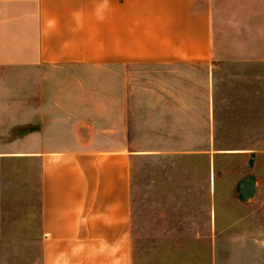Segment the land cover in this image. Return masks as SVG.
Here are the masks:
<instances>
[{
  "label": "crops",
  "instance_id": "crops-1",
  "mask_svg": "<svg viewBox=\"0 0 264 264\" xmlns=\"http://www.w3.org/2000/svg\"><path fill=\"white\" fill-rule=\"evenodd\" d=\"M230 64L251 97L264 83V0H0V71L36 75L16 87L26 117L14 127L24 131L0 154L39 162V264H135L136 240L186 243L190 264H215L216 157L247 155L238 185H264V168L251 166L256 151L231 149L246 111H235L238 121L215 115L217 95L231 98L216 70ZM132 65L150 67V81ZM183 69L200 85L189 103L181 78L167 80ZM77 70L110 81L50 77ZM104 90L102 132L91 123ZM164 159L194 168L179 187L162 172L164 197L153 188L136 216V163L158 169Z\"/></svg>",
  "mask_w": 264,
  "mask_h": 264
},
{
  "label": "rangeland",
  "instance_id": "rangeland-1",
  "mask_svg": "<svg viewBox=\"0 0 264 264\" xmlns=\"http://www.w3.org/2000/svg\"><path fill=\"white\" fill-rule=\"evenodd\" d=\"M230 45L227 48H233V45ZM228 60L234 59L228 58ZM130 68L138 81H150V78H147V75L152 73L150 67L132 65ZM186 71L183 69L180 74L169 75L167 80L181 78L183 100L184 103H189L190 97L197 96L200 85L193 74L187 75ZM216 71L221 72L220 74L228 79L229 83L222 87V91L231 98L223 102L217 99V95L215 115L221 120L234 118L238 121L235 111L241 113L246 111L247 121L240 124L241 131L230 139L233 146L231 149L256 151L251 156V166L255 164L257 168H264V83L258 88V81L256 90L249 91L252 95L249 97L245 94L248 90L245 91V87L240 88L243 84L240 87L237 85L244 83L237 82L238 64L226 65L225 70L221 71L217 68ZM71 74L70 78L64 73L52 74L50 77L53 81L75 80L88 84L110 81V74L100 70H77ZM35 76V74H22L11 70L0 71V151L7 150L10 140L24 131L22 128L14 127L19 125L18 121L26 117L24 108L18 101V94H21L22 90L16 87H20V83L35 80ZM98 105L97 120L91 124L105 132L109 130L110 125L109 90L103 91ZM181 116L203 117L190 111L184 112ZM151 131L154 134L158 133ZM23 157L0 154V264H39L40 260L37 232L39 162ZM247 157V155L216 157L215 264H264V185L260 183L253 187L246 180L238 185L244 179ZM164 161L165 163L158 169L144 165L143 161L136 163L134 169L136 216H140L141 211L148 208L144 199L147 196L150 200L149 192L153 188H156L155 194L161 199L164 197L162 187L167 178L160 176L162 172L170 174L171 179L168 182L170 185L176 184L179 187L180 181L185 177V171L191 172L194 168L191 163L178 166L172 161L165 159ZM151 179H155V186L152 183L149 186ZM175 195L177 199L180 198L178 192H175ZM157 201L160 203L159 200ZM246 215L248 218L242 220ZM174 243L165 240H136L135 264H190L193 253L187 248L186 243L173 249Z\"/></svg>",
  "mask_w": 264,
  "mask_h": 264
}]
</instances>
